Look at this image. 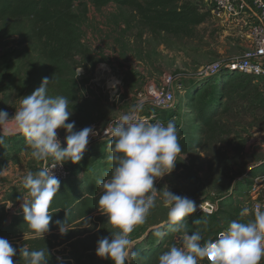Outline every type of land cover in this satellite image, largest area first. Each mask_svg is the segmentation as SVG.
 I'll use <instances>...</instances> for the list:
<instances>
[{
  "label": "rangeland",
  "instance_id": "1",
  "mask_svg": "<svg viewBox=\"0 0 264 264\" xmlns=\"http://www.w3.org/2000/svg\"><path fill=\"white\" fill-rule=\"evenodd\" d=\"M193 1L209 10L206 0ZM71 11L74 42L68 55L57 57H50L52 43L46 46L47 38L39 39L31 18L0 19V110L7 111L11 117L22 99L33 93L45 77L53 79L47 95L68 99L72 114L66 123L74 121L75 130L92 127L96 133L90 134L79 163H63L68 175L58 179L78 186L82 180H102V173L112 170L106 159L110 152L104 131L110 120L138 105L142 88L159 86L165 73L184 79L205 64L238 59L251 46L249 28L253 20L241 16L228 19L211 13L205 22L190 27L187 32L171 33L149 26L131 5L110 2L96 7L88 0H79ZM241 74L223 71L205 86L211 94L215 93L216 99L227 95L222 100L224 106L235 97L237 88L233 85ZM255 80L264 87L260 79ZM115 81L119 84L113 89L111 85ZM193 82L185 84L186 90L177 92L171 111L162 112L167 122L175 123L182 152L177 156L174 170L154 181L158 190L156 207L129 234L137 255L126 264H158L164 251L173 245L180 246L179 237L184 232L199 231L204 240H214L219 229L232 221L247 223L254 219V214L245 208L246 191L252 177L264 173V130L260 131L264 126L259 123L255 125L259 129H254L241 124L236 125L235 134L212 135L197 111L200 94L196 91L202 85L190 90ZM56 131L57 136L67 135L63 128ZM31 151L23 135L6 136L0 144V203L15 195L13 202L7 201L3 208L8 221L22 210L24 197L31 199L23 187V177L54 161L51 157L37 161ZM102 164H107V169ZM167 188L176 195L191 198L195 204L211 197L220 198L219 209L211 216L189 214L181 232H172L161 195ZM195 220L198 222L194 223ZM157 230L161 236L155 234ZM67 231L56 240L61 245L53 249L54 253L76 250L101 258L96 254L98 239H111L112 232L118 229L97 209L78 219ZM198 264L209 262L204 259ZM259 264H264V258Z\"/></svg>",
  "mask_w": 264,
  "mask_h": 264
},
{
  "label": "clouds",
  "instance_id": "2",
  "mask_svg": "<svg viewBox=\"0 0 264 264\" xmlns=\"http://www.w3.org/2000/svg\"><path fill=\"white\" fill-rule=\"evenodd\" d=\"M81 70L78 69V75ZM52 80L45 77L33 93L22 99L11 117L7 111L0 110V144L6 136L23 135L35 160L51 157L57 162L51 169L45 167L35 173L29 172L22 179L23 187L31 197H24L21 205L24 220L30 230L43 236L50 231L52 216L49 209L60 189V180L53 169L65 161L79 163L89 144L90 134H96L92 127L77 131L74 121L66 123L72 114L68 110L69 101L64 96L47 95V87ZM118 84L119 81H115L111 87L116 89ZM140 110L137 105L122 114L114 127H107L104 131L105 137L109 138L110 155L106 159L112 164V170L109 179L97 181L101 189L97 207L118 231L112 232L111 239H98L96 254L111 259L114 264H126L130 257L137 255L128 236L134 226L144 223L147 214L156 207L158 190L154 181L174 170L177 156L182 152L175 123L148 122L138 116ZM58 128L67 132L66 147H62L58 139ZM161 195L162 203L168 209L170 230L181 232L185 218L197 210L195 201L176 195L168 188ZM199 207L206 211L203 204ZM55 223L62 235L68 232L60 220ZM155 234L162 235L159 230ZM179 239L180 246L173 245L164 251L158 258V264H198L204 259L209 264H259L264 258V210L257 205L254 219L247 223L232 221L214 240L201 243L203 237L199 231L192 234L184 232ZM19 253L25 264H47L43 249L29 250L22 246ZM15 255L16 249L7 239L0 237V264H13Z\"/></svg>",
  "mask_w": 264,
  "mask_h": 264
},
{
  "label": "trees",
  "instance_id": "3",
  "mask_svg": "<svg viewBox=\"0 0 264 264\" xmlns=\"http://www.w3.org/2000/svg\"><path fill=\"white\" fill-rule=\"evenodd\" d=\"M77 1L79 0H0V19L31 18L37 26L39 39L47 38L46 46L52 43L49 51L50 57L68 55L71 44L74 42L70 29V21L74 16L71 10ZM88 1L96 7L105 6L110 2L121 6L131 5L149 26L171 33L187 32L190 27L205 22L211 16L210 10H205L200 3L193 0ZM213 78L194 81L189 87L190 90H194L198 85H202L196 91L197 95L200 94L197 111L209 133L214 136H227L235 134L236 125L244 124L245 127H254V129H259L255 126L259 123L264 126V87L260 82H257L251 75L242 73L233 85L237 88L235 97L222 106L223 97L227 98V95L216 99L215 93L211 94L213 92L208 91V87L205 86L206 82ZM247 119L252 120L249 122ZM261 130H264V127H261ZM102 166H106V169L108 167L107 164H102ZM110 174L111 171L102 173V180L109 179ZM98 180L96 178L82 180L80 186L60 181L59 192L53 198L49 209L52 216L50 231L44 236L37 235L29 229L24 220L23 210L11 216V220L8 221L3 208L7 201L13 202L14 194L1 201L0 237L7 239L16 249V255L12 258L13 264H25L24 258L19 253L22 246L29 250H45L47 264H113L111 259L96 258L76 250L69 253L66 251L57 254L53 252L56 246L61 245L56 243L61 233L55 221L60 220L65 224L67 231L76 224L78 219L88 217L97 211V201L101 194V189L97 186ZM76 182L78 183L79 179Z\"/></svg>",
  "mask_w": 264,
  "mask_h": 264
},
{
  "label": "built area",
  "instance_id": "4",
  "mask_svg": "<svg viewBox=\"0 0 264 264\" xmlns=\"http://www.w3.org/2000/svg\"><path fill=\"white\" fill-rule=\"evenodd\" d=\"M206 1L209 3V10L214 15L223 18L228 17V19H236L241 16L247 21L253 20L249 28L251 46L238 59L232 61H214L205 64L195 73L184 79L172 73H165L159 86H146L142 88L138 93V105L141 109L138 112V116L141 119L151 123L162 122L166 125L167 120L162 112L171 111L174 108L177 92L186 90V83L213 78L223 71L250 74L253 78L260 79L264 85V0ZM165 105L170 106L165 107ZM146 106H150V109H146ZM118 118L110 120L106 128L114 127ZM58 139L61 141V146L66 147L65 138L58 136ZM55 163L57 162L53 161L46 167L51 169ZM53 172L57 178H65L68 175V170L63 164H57ZM246 193L248 199L245 202V208L248 212L254 214V209L257 205L260 206L261 210H264V199L261 200L264 198V173H259L252 177ZM219 203L220 198L215 197L200 200L196 203L197 210L195 212L202 216L214 215L219 209ZM201 204L204 205L205 212L200 209L199 206ZM228 226L223 227L220 231L225 230Z\"/></svg>",
  "mask_w": 264,
  "mask_h": 264
}]
</instances>
